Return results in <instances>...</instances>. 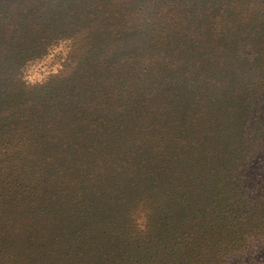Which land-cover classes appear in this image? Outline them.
<instances>
[{
    "label": "trees",
    "instance_id": "trees-1",
    "mask_svg": "<svg viewBox=\"0 0 264 264\" xmlns=\"http://www.w3.org/2000/svg\"><path fill=\"white\" fill-rule=\"evenodd\" d=\"M134 240L264 258V0H0V264Z\"/></svg>",
    "mask_w": 264,
    "mask_h": 264
},
{
    "label": "rangeland",
    "instance_id": "rangeland-1",
    "mask_svg": "<svg viewBox=\"0 0 264 264\" xmlns=\"http://www.w3.org/2000/svg\"><path fill=\"white\" fill-rule=\"evenodd\" d=\"M71 50V47L68 43H61L56 45L50 53L32 64H30L25 69L26 79L30 83H37L46 79L51 73L57 71L64 61L67 59L68 54ZM147 214H152L150 209L146 210ZM187 230V228H184ZM159 229H157V232ZM189 232V231H188ZM153 230L152 227L145 226L144 228L139 230V234L142 238L148 237V235H152ZM127 238L122 234L120 240ZM202 241V240H201ZM195 242L194 244H190V249L186 250L184 248H180L181 245H184L186 242L180 244H172L171 242H149L146 244L140 245L139 242L134 240L135 244H130L129 246H124L123 249L126 250L132 245L131 253H127L123 256H119L117 252H114L115 255L121 257L120 264H204L203 258L205 257L204 253L208 250V245L204 242ZM124 243V242H119ZM203 246V247H202ZM204 248V249H203ZM144 251H149L151 253V257L144 258L142 261H138L140 255L144 253ZM109 256L112 254H108ZM204 256V257H203ZM262 254L257 258V261L252 260H244L243 262H237L236 264H264V258L261 257ZM136 260H133L134 258ZM19 264V263H18ZM98 264H115L114 262H110L107 259H102L98 261Z\"/></svg>",
    "mask_w": 264,
    "mask_h": 264
}]
</instances>
